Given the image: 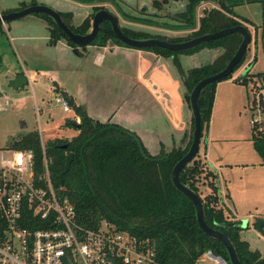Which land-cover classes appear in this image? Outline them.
Returning a JSON list of instances; mask_svg holds the SVG:
<instances>
[{"label": "trees", "instance_id": "16d2710c", "mask_svg": "<svg viewBox=\"0 0 264 264\" xmlns=\"http://www.w3.org/2000/svg\"><path fill=\"white\" fill-rule=\"evenodd\" d=\"M77 1L95 3L108 0ZM168 1L154 0L153 4L161 8ZM209 1H215L218 6L204 11L197 20V7ZM32 4L36 3L33 1L30 5ZM25 6L26 4L23 3L19 9ZM101 8L105 6H94V12ZM8 12L10 11H3V13ZM94 12L77 26L70 24V12L59 13L73 32L84 34L91 27ZM34 14L47 22L49 44H54L60 38H64L68 45L76 49L49 16L42 13ZM123 15L129 18L124 12ZM177 17L183 29H191L189 34L170 37L145 30L120 27L125 35L132 38L156 37L171 42H180L238 24H243L248 28L250 23L246 17L236 14L232 6L227 5L223 0H186L185 9L179 12ZM3 32V23L0 21V35ZM97 40L101 43L110 40L117 45L125 46L117 39L107 21L100 24V31L95 41ZM240 42L241 35L235 33L182 51L183 53L191 52L203 46L224 49L222 54L211 63L187 70H184L178 61L177 55L181 52L158 46L144 50L173 59L186 88L184 98L189 105V94L193 86L203 77L223 69ZM244 55L233 71L242 64ZM1 65L0 55V68ZM232 73L222 80L231 78ZM263 76L264 72L251 74L247 71L242 78L236 80L247 84L248 80L253 82L254 77ZM217 83L206 85L198 96L201 137L203 131L208 129ZM253 85H257L256 82ZM60 94L75 115L79 117L80 122L78 126L75 120H68L66 124L73 125L76 128V134L69 139L55 138L48 141L45 144V156L48 159L53 184L55 187H61L62 194L67 196L74 205L77 223L93 229H98L105 224L114 229L126 230L143 239L148 238L155 246L160 264H195L200 250H211L213 254L222 256L228 261L227 252L222 243L207 236L199 229L192 202L171 182L170 175L174 164L187 152L192 142L193 118L189 132L184 134L185 144L183 146L174 147L170 151L162 149L153 155L147 151L134 131L117 123L101 122L91 117L85 108L76 104L74 98L66 92L60 91ZM251 132L253 147L264 163V130L251 126ZM12 144L14 147L32 149L35 167L39 172L42 170L43 153L37 131L28 132L14 139ZM64 144L67 145L65 148L62 147ZM69 153L73 154V159L69 170L64 175V183L61 185L59 174L64 169L65 159ZM201 160L197 153L194 159L180 171V181L198 194L204 209L205 222L219 229L230 239L241 264H264V253L251 249L248 242L241 238L242 228L217 226L218 223L232 220L233 216L219 195L216 173ZM202 179L204 181H201ZM200 184L208 187V193L201 195Z\"/></svg>", "mask_w": 264, "mask_h": 264}, {"label": "rangeland", "instance_id": "374dc122", "mask_svg": "<svg viewBox=\"0 0 264 264\" xmlns=\"http://www.w3.org/2000/svg\"><path fill=\"white\" fill-rule=\"evenodd\" d=\"M33 1L45 4L59 12H70L72 16L71 24L73 26L79 25L87 13L92 10L91 7L78 4L74 0H62L60 2L53 0H0V11L4 9L19 10L23 3L28 6ZM126 1L129 5L135 7L146 5L148 10L155 9L152 0H143L147 1L146 3L142 0ZM223 1L227 5H231L236 14L246 17L250 21L248 29L251 34V40L245 51L242 64L233 71L232 77H235V79L242 78L247 71L254 73L263 72L264 0ZM170 3V5H166L169 11H182L185 0H174ZM94 4L96 7L105 6L101 1ZM124 5L127 6V4L123 3V8L126 12L130 13H127L129 17L127 19L129 20L124 18L115 8V12L121 16V24L139 22L161 25L162 27L165 26V28H167L166 26L172 27L176 25L168 14L163 15L165 12H160L159 9L154 11L157 13L155 15H159V18H155L147 15H138L140 13L136 14L135 10L131 11L128 6L125 7ZM208 6L216 7L218 5L212 1L207 4V8ZM106 7L114 9L110 5ZM201 12L202 6H199L196 9V13L199 14ZM130 26L132 29L136 30V28H139V30L149 31L150 33L161 32L158 29L154 31L144 26L139 27L137 24ZM3 28L4 32L0 35V55L2 58L0 68V150L6 148L14 139L31 131H37L44 144L55 138L69 139L76 134V128L73 125L66 124L68 120H75L74 113L71 111V107L68 112L64 111L62 106L56 101L58 95H61L60 91L54 89L53 86L55 85L47 76L53 73V70H57L60 73V78L54 75L53 79L60 81L67 89H72L77 84L86 86V94L89 99L88 105H91V110H94L95 113L99 111L101 118L99 121H109L125 127V125L131 124L130 122L133 119L135 121L138 120L135 115L137 109L133 108L131 102L125 101L124 104L121 101L122 97H120L119 89H117V81L120 78L108 74L112 71L110 68L114 67V65H111L112 63H121L122 65H126V67L132 63V61L127 63L126 59L124 60L121 55L116 54H134V52H139L137 49L120 45L113 51L111 50V46L106 49L107 46L100 45L97 40L94 44L87 45L86 49L79 48L80 53L85 54L80 58L66 44H57V42L49 44L47 38H45L46 35L48 36L46 26L35 14H29L13 21L4 22ZM190 32L191 30H188L182 33L181 36H185ZM216 49L217 47L203 46L191 52L178 53L177 58L181 67L187 70V68L193 66V63H204L210 60L209 58L212 54H218L219 51H223L222 48ZM96 54H107V58L104 59L102 65L93 61L97 56ZM108 61L111 64H108ZM172 64L175 76L182 82L173 59ZM39 70L46 72L40 74ZM15 73H23L27 77L28 83L17 89L8 86L9 80L16 75ZM256 82L258 81L256 80ZM221 84L223 85H220L219 88L224 89L222 90V100H224L225 105H221L220 109L215 107L214 111V107H212L210 115V122L213 117V134L216 137H226L223 143L217 144H224L228 153L233 154L236 151L239 155L251 154L256 157L258 155L252 149V145L248 139L251 130L250 107L256 97L255 90L264 88V85L259 84L253 87V82L250 80H248L247 84L234 82H223ZM128 93L132 98V93L126 88L125 95L127 96ZM154 117L162 119V112L160 110L155 111L154 109L152 112H148L146 116H142L146 120V124ZM75 122L79 124L80 119ZM142 125H145V122ZM205 131H203V137L199 145L198 157L206 161L208 167L217 174L216 183L218 192L223 196L225 203L230 206L231 203L225 198L226 194H231L228 185L230 183V188L231 185L232 188L236 187L240 183V178H238V173L234 167L232 169L224 168L222 170L223 173L215 167L213 161L211 162L210 160V158L212 160L215 158L213 157V150L210 153L208 150L205 156ZM141 141L144 146L146 145L147 151L150 154H154L155 151L153 152L142 139ZM201 181L204 180L202 179ZM199 188L201 195L209 191L208 187L203 184H200ZM240 218H246L249 221V225L240 231L241 238L248 242L251 249L264 253V230L259 231L255 226L251 225L252 215L246 213L245 216Z\"/></svg>", "mask_w": 264, "mask_h": 264}, {"label": "built area", "instance_id": "2783aa9c", "mask_svg": "<svg viewBox=\"0 0 264 264\" xmlns=\"http://www.w3.org/2000/svg\"><path fill=\"white\" fill-rule=\"evenodd\" d=\"M255 93L250 125L264 130V88ZM56 101L69 111L62 95ZM12 142L0 150V264H160L148 238L77 223L74 205L51 180L45 144L39 172L33 150ZM195 264L228 261L202 250Z\"/></svg>", "mask_w": 264, "mask_h": 264}, {"label": "crops", "instance_id": "0c3cea01", "mask_svg": "<svg viewBox=\"0 0 264 264\" xmlns=\"http://www.w3.org/2000/svg\"><path fill=\"white\" fill-rule=\"evenodd\" d=\"M53 1L60 2L62 0H53ZM74 1H76L78 4H83L85 6L91 7L92 10L87 13L86 17H88L94 12V6H95L94 3H83L77 0H74ZM132 1L133 0H129V2H132ZM171 1H174V0H169L167 3L163 4L161 8L155 7L154 10L153 9L148 10L146 5H138V7L129 5L126 0L104 1L103 4L105 5V9L109 10L111 13L117 16L120 26L132 28L130 25L137 24V26L139 27L144 26L147 29L154 30V31L158 29L159 31H161L158 33H161L162 35H166V36L169 35L170 37L181 36L182 33L188 30H191V29H183L179 25L180 20L177 17V14L181 12V10L180 11L178 10L169 11V9H167L166 5H170V4L172 5V3H170ZM143 2L146 3L147 1H143ZM153 2L154 0H152V3ZM209 2H212V1H209ZM123 3L127 4V6L130 8L131 11L135 10L136 14L140 13L138 15H147L150 17L159 18V15H155L157 13H155L154 11L156 9H159L160 12L164 11L165 13H163V15L168 14V16L171 19H173L172 22L176 23L177 26L176 25L172 27L166 26L167 28H165V26L162 27L161 25L143 24L139 22H134V23L127 22V24H121L120 22V20H122L121 16L115 12V8L119 13L122 14V16H124L123 12L126 14L128 12H126V10L123 8ZM140 3L142 2L140 1ZM208 3H204V4L202 3L199 5V6H202V12L199 14L196 13L197 18L202 16V14L204 13L206 9L212 7V6H208L207 8ZM213 3L216 4L215 1H213ZM107 5L113 6L114 9L112 7H106ZM185 5H186V0H185V4H183L182 11L185 9ZM124 6L127 7L126 5ZM3 11H6V10L4 9L0 11V13H3ZM9 11H13V9H10ZM62 11H65V10H62ZM36 16L39 17V19L43 21L44 25L46 26L48 36L46 35L45 38H47V41L49 43L50 36H49V30L47 28V22L42 17L38 15ZM124 18L126 17L124 16ZM71 20H72V16H71ZM71 20H70V24H71ZM137 29L139 30V28H136V30ZM153 33H157V32H153ZM58 43L66 44L68 47H70L74 51V48L68 45V43L66 42L64 38H60L57 41V44ZM98 43L100 45L107 46L106 49L111 46V50L113 51L116 50L120 46L110 40L105 43H101V42H98ZM81 48L86 49V46L81 47ZM219 48H222V47H217V49ZM137 50L139 52H136V53L134 52V54H116V55H121L124 60L126 59L127 63H130V61H132L131 63L132 66L128 65L126 67V65H122L121 63H116V62L115 64L114 63L111 64V62L108 61V64L114 65L113 68H110L112 70L111 73H108V74L117 76L118 78H120V80L117 81L118 82L117 89H119L120 97H122L121 101L123 103L125 101H130L133 108L137 109V112L135 113V115L137 116L138 120L135 121L133 119V121L130 122L131 124L125 125V127L134 131L143 140V142L147 144L148 147L151 148V150H153V152L155 151L154 154H157V151L160 148H162L163 150L165 149L164 151H170L174 147L183 146L185 144L184 134L189 132V129L191 126V120H192L191 109L184 98V95L186 93V88L184 84L180 81V79L178 80V78L175 76L173 72L174 70H173V64H172L171 57H163L150 50H140V49H137ZM78 51H79V48H78ZM78 51L77 52L74 51V52L76 55L82 58L85 54H82L80 53V51L79 52ZM220 52L221 51H219L218 54H212L211 57L209 58L210 59L209 61H205L204 63H193L192 64L193 66L187 69H190L196 66L199 67V66L211 63L217 56L222 54V52L221 53ZM96 55L97 56L95 57L93 61H96L102 65L104 59L107 58V54H96ZM38 72L42 74V73H45L46 71L42 72L41 70H39ZM248 72L251 74H256L251 71H248ZM257 73H261V72H257ZM15 74H23V73H15ZM54 75L60 78V73L57 70H53V73L47 76L48 78H50L52 83L55 85L53 87L56 91L59 90V91L66 92L69 96L74 98L76 104L83 106L91 117L98 119V120L101 119L99 116V111L95 113L94 110L93 111L91 110V107H90L91 105H88L89 99L86 94L87 89L85 88L86 87L85 85L77 84L74 88L67 89V87L65 88V86L61 84L60 81L53 79ZM256 80L258 82H256ZM254 81L256 82L257 85L259 84L264 85V76L254 77L253 84L255 83ZM223 82L241 83L239 82V80H236L235 77L219 81L215 88L213 111L215 107L217 109H220L221 105L223 104L225 105L224 100H222V94H223L222 90L224 89L219 88L220 85H223L221 84ZM87 84H88V81H87ZM255 86L256 85H253V87ZM126 88H128L129 92L132 93V96H133L132 98L129 93L127 96L125 95ZM154 109L155 111L160 110L162 112V119L154 117L152 118V120L150 119L148 121V124H146L147 122L145 119L142 118V116H146L148 112H152V110ZM71 111L73 112V110ZM74 119L75 121L79 120V117H77L75 113H74ZM143 122H145V125H142ZM212 123H213V117H212L211 122L209 121L208 129L205 131V134H204V141L206 142L204 143L205 144V156L208 150H209V153L211 152V150H213V155H214L213 157L215 158L214 160L210 158V160L211 162L213 161V164L215 165V167L218 168V170L221 172L224 168L232 169L234 167V169L238 173L237 175L238 178H240L239 179L240 183L236 187L232 188V185H231V188H230L229 187L230 183L228 185V189H230L231 194L229 195L226 194L225 198L227 201L229 200V202L231 203L230 206H228L225 203L223 196H221L220 194L219 195L221 196L225 206L230 210L233 216L232 220L243 217L247 213L249 215H252L253 219L251 221V225H253L252 222L256 218L258 217L264 218V163H262V159L260 155L257 153V151L253 147L252 140H251L252 132L250 130V136L248 137V139L252 145V149L256 151L258 156L255 157V156H252L251 154L249 155L240 154L239 155L236 153V151L235 153L232 154L226 151L227 148L224 147V144H217L220 142L223 143L226 137L225 138L216 137L212 132L213 131ZM201 139H200V142H201ZM217 145H220V146H217ZM204 162L206 163V161Z\"/></svg>", "mask_w": 264, "mask_h": 264}, {"label": "water", "instance_id": "95a60500", "mask_svg": "<svg viewBox=\"0 0 264 264\" xmlns=\"http://www.w3.org/2000/svg\"><path fill=\"white\" fill-rule=\"evenodd\" d=\"M34 13H42L49 16L54 21V23L66 34L68 40L76 47V49L90 45L95 41L100 31V24L103 21L109 22L117 39L120 42H122L126 47L133 49H140V50H144L146 48H150L153 46H158L172 51L182 52L189 49H193L205 42L222 38L229 34L238 33L241 35V42L238 45L234 54L231 56V58L225 65V67L216 73L203 77L191 89L189 94V106L194 121L192 142L187 152L174 164L170 175L173 186L192 202L199 229L207 236L216 239L222 243V245L226 249L228 262L230 264H241L237 256L236 250L230 239L219 229L211 227L205 222L204 209L200 197L193 189H191L189 186H187L186 184L180 181L179 173L184 168V166H186L191 160L194 159V157L196 156L199 150L201 131H202L201 114L198 103L199 93L201 89L204 88L206 85L214 82H219L233 72L235 66L239 64V62L241 61L247 49V46L251 40V34L248 28L243 24H238L235 26L215 30L214 32L211 33H205L199 36H195L180 42H171L156 37L132 38L125 35L122 32L118 22V18L115 14L111 13L109 10L105 8H101L94 12L93 17L91 19L90 29L86 33L81 34V33L73 32L69 28V26L65 24L59 11L54 10L51 7L41 3L32 4L22 9L13 10L8 13H0V21L2 23L7 21H13L21 17H24L26 15L34 14ZM76 49H74L75 52H77ZM27 82L28 79L25 75L16 74L13 78L9 80L8 86L17 89L27 84ZM77 125L79 126V124ZM66 146L67 145L64 144L62 147L65 148ZM72 159H73V154L72 153L67 154L65 159L64 169L59 174V183L61 185L64 183V175L69 170ZM252 224L259 231L264 230V218L258 217L252 222ZM248 225H249V221L246 218H238L235 220H229L217 224V226L219 227H240L242 229ZM201 253L202 250L198 252L199 255Z\"/></svg>", "mask_w": 264, "mask_h": 264}]
</instances>
